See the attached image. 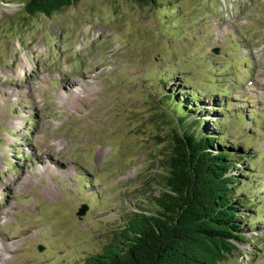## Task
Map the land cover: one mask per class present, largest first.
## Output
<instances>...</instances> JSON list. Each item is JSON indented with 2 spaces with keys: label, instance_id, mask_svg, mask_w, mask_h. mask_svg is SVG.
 Masks as SVG:
<instances>
[{
  "label": "rangeland",
  "instance_id": "rangeland-1",
  "mask_svg": "<svg viewBox=\"0 0 264 264\" xmlns=\"http://www.w3.org/2000/svg\"><path fill=\"white\" fill-rule=\"evenodd\" d=\"M25 1L0 0V264H84L153 210L182 98L244 156L245 239L217 264H264V0Z\"/></svg>",
  "mask_w": 264,
  "mask_h": 264
},
{
  "label": "trees",
  "instance_id": "trees-1",
  "mask_svg": "<svg viewBox=\"0 0 264 264\" xmlns=\"http://www.w3.org/2000/svg\"><path fill=\"white\" fill-rule=\"evenodd\" d=\"M75 1L26 0L22 6L28 16H48ZM177 101L181 129L170 130L153 210L132 212L120 232L84 264H217L245 239L243 211L249 202L233 192L245 175L235 157L244 156H232L239 149L217 143L205 126L200 131L198 118L186 123L187 99Z\"/></svg>",
  "mask_w": 264,
  "mask_h": 264
},
{
  "label": "water",
  "instance_id": "water-1",
  "mask_svg": "<svg viewBox=\"0 0 264 264\" xmlns=\"http://www.w3.org/2000/svg\"><path fill=\"white\" fill-rule=\"evenodd\" d=\"M85 209H86V206H85L84 204H81V205L76 209L75 214H76L77 216H79V215L83 214V212H84ZM37 249H38V250H41L42 247H41L40 245H37Z\"/></svg>",
  "mask_w": 264,
  "mask_h": 264
},
{
  "label": "bare ground",
  "instance_id": "bare-ground-1",
  "mask_svg": "<svg viewBox=\"0 0 264 264\" xmlns=\"http://www.w3.org/2000/svg\"><path fill=\"white\" fill-rule=\"evenodd\" d=\"M49 171H48V169H47V173H48ZM50 188V190H52L51 189V186L49 187ZM47 193H49V195H50V197H54L56 194H52V191H49V192H47ZM48 195V196H49ZM49 198V197H48Z\"/></svg>",
  "mask_w": 264,
  "mask_h": 264
}]
</instances>
